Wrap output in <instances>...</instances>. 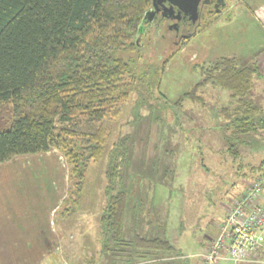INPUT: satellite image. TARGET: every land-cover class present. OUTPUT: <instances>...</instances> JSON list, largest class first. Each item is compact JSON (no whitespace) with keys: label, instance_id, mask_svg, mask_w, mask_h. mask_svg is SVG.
Returning <instances> with one entry per match:
<instances>
[{"label":"rangeland","instance_id":"374dc122","mask_svg":"<svg viewBox=\"0 0 264 264\" xmlns=\"http://www.w3.org/2000/svg\"><path fill=\"white\" fill-rule=\"evenodd\" d=\"M215 10L202 18L194 35L180 43L166 22L160 28H145L153 37L148 60L157 53L165 58L175 44L181 46L177 45L151 86L137 87L100 122L77 119L76 129L91 131L102 125L108 138L103 156L87 165L73 222L65 227L58 213L54 217L64 239L71 235L76 243L75 254L69 256L73 261L62 253L70 264L82 259H93L89 264H112L117 259L102 251L98 225L106 204V170L114 143L112 160L117 161L118 170L112 188L127 195L122 239L161 236L172 244L170 250L152 256L153 264H196L195 254L217 233L228 204L258 172L250 167L264 160V132L241 136L245 142L235 144L236 153L224 141L228 130L218 110L231 102L228 90L207 82L194 97L182 98L201 81L202 66L221 56L234 57L238 64L257 63L252 96L264 112V0H227L222 11ZM10 119L11 106L6 103L0 107V130L8 128ZM3 242L0 264H14L10 260L14 247L7 239ZM114 246L126 251L131 245Z\"/></svg>","mask_w":264,"mask_h":264},{"label":"trees","instance_id":"16d2710c","mask_svg":"<svg viewBox=\"0 0 264 264\" xmlns=\"http://www.w3.org/2000/svg\"><path fill=\"white\" fill-rule=\"evenodd\" d=\"M150 4L151 0H0V107L11 106L9 126L0 130V163L20 154L60 152L69 181L60 207L63 215L74 212L87 165L103 156L108 138L102 125L91 131L76 129L77 119L100 122L137 87L151 86L181 46L175 44L165 58L157 53L148 60L151 31L145 30L137 43L135 38ZM257 72L255 61L238 64L234 57L221 56L202 66L201 81L182 95L194 97L207 82L229 91L231 102L218 112L228 130L224 141L231 153H236L237 142H245L247 132H264L263 108L252 96ZM116 146L109 151L106 204L98 219L101 249L116 256L112 264H153L152 256L170 250L172 244L161 236L122 239L127 195L112 188L118 170L112 160ZM263 165L264 160L250 169L261 172ZM115 243L131 246L125 251ZM90 261L94 263L85 262Z\"/></svg>","mask_w":264,"mask_h":264},{"label":"crops","instance_id":"0c3cea01","mask_svg":"<svg viewBox=\"0 0 264 264\" xmlns=\"http://www.w3.org/2000/svg\"><path fill=\"white\" fill-rule=\"evenodd\" d=\"M68 187L65 159L55 149L20 154L0 163V246L6 239L13 245L10 260L14 264H56L63 258L62 253L67 259L75 254L76 243L71 235L64 239L54 218L58 213L65 227L73 222L72 215L79 204L71 214L60 212ZM80 261L75 263L85 264L83 259Z\"/></svg>","mask_w":264,"mask_h":264},{"label":"built area","instance_id":"2783aa9c","mask_svg":"<svg viewBox=\"0 0 264 264\" xmlns=\"http://www.w3.org/2000/svg\"><path fill=\"white\" fill-rule=\"evenodd\" d=\"M217 233L196 253L197 264H264V170L256 173L227 206ZM56 264H70L60 258Z\"/></svg>","mask_w":264,"mask_h":264},{"label":"flooded vegetation","instance_id":"af4514ba","mask_svg":"<svg viewBox=\"0 0 264 264\" xmlns=\"http://www.w3.org/2000/svg\"><path fill=\"white\" fill-rule=\"evenodd\" d=\"M227 0H199L197 4V18L195 21L191 19L189 12H184L177 5H173L167 0H155V3L150 4L149 8L154 9L153 19L149 25H146V29L155 25L156 28H160L163 23L166 22L168 29H172L176 36V43H180L182 40H186L194 35L202 18L211 11L217 12L215 9L222 11L225 7ZM217 4L218 7H215ZM211 10V11H210Z\"/></svg>","mask_w":264,"mask_h":264},{"label":"water","instance_id":"95a60500","mask_svg":"<svg viewBox=\"0 0 264 264\" xmlns=\"http://www.w3.org/2000/svg\"><path fill=\"white\" fill-rule=\"evenodd\" d=\"M164 1V0H162ZM173 5H177L180 9L184 10V12H189L191 19L195 21L197 18V4L199 0H167ZM152 4L155 3V0H151ZM215 7H218L217 4H215ZM154 9L149 8L144 11L141 21L138 25V30L135 38V42H139V39L141 37V34L144 32V29L146 28V25H149L150 22L153 19Z\"/></svg>","mask_w":264,"mask_h":264}]
</instances>
